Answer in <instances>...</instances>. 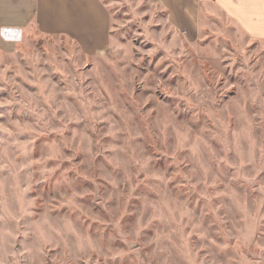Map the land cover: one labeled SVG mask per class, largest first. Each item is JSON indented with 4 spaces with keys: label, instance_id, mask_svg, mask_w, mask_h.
Segmentation results:
<instances>
[{
    "label": "rangeland",
    "instance_id": "obj_1",
    "mask_svg": "<svg viewBox=\"0 0 264 264\" xmlns=\"http://www.w3.org/2000/svg\"><path fill=\"white\" fill-rule=\"evenodd\" d=\"M103 1L101 54L0 42V264H264V39Z\"/></svg>",
    "mask_w": 264,
    "mask_h": 264
},
{
    "label": "crops",
    "instance_id": "obj_2",
    "mask_svg": "<svg viewBox=\"0 0 264 264\" xmlns=\"http://www.w3.org/2000/svg\"><path fill=\"white\" fill-rule=\"evenodd\" d=\"M174 28L194 41L205 28L230 25L250 39H264V0H149ZM20 28L74 42L84 55L103 53L110 44V17L103 0H0V28ZM4 44L7 42L0 38Z\"/></svg>",
    "mask_w": 264,
    "mask_h": 264
},
{
    "label": "built area",
    "instance_id": "obj_3",
    "mask_svg": "<svg viewBox=\"0 0 264 264\" xmlns=\"http://www.w3.org/2000/svg\"><path fill=\"white\" fill-rule=\"evenodd\" d=\"M0 38L7 42H19L22 39V31L15 27H1Z\"/></svg>",
    "mask_w": 264,
    "mask_h": 264
}]
</instances>
